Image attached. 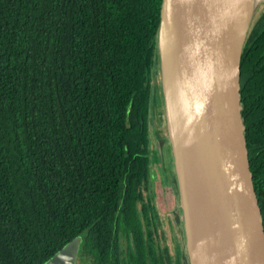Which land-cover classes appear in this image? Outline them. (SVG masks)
<instances>
[{
	"label": "trees",
	"instance_id": "obj_1",
	"mask_svg": "<svg viewBox=\"0 0 264 264\" xmlns=\"http://www.w3.org/2000/svg\"><path fill=\"white\" fill-rule=\"evenodd\" d=\"M161 2L0 0V264H44L77 236V264H174L143 193ZM240 72L264 227V2Z\"/></svg>",
	"mask_w": 264,
	"mask_h": 264
},
{
	"label": "water",
	"instance_id": "obj_2",
	"mask_svg": "<svg viewBox=\"0 0 264 264\" xmlns=\"http://www.w3.org/2000/svg\"><path fill=\"white\" fill-rule=\"evenodd\" d=\"M256 8L248 0L161 2L156 65L187 264H264L240 92ZM81 242L44 264H77Z\"/></svg>",
	"mask_w": 264,
	"mask_h": 264
},
{
	"label": "rangeland",
	"instance_id": "obj_3",
	"mask_svg": "<svg viewBox=\"0 0 264 264\" xmlns=\"http://www.w3.org/2000/svg\"><path fill=\"white\" fill-rule=\"evenodd\" d=\"M262 3L263 1L257 6L255 15ZM152 80V93L156 102V106L153 108L155 116L149 130L153 164L150 169V178L146 187L143 188V193L146 198L151 200L156 224H158V240L161 246L167 249L174 264H187V260L183 257L185 256V247L177 192L169 184L170 172L173 171L172 155L169 143L165 140L167 134L163 109L161 107L160 113L157 106L161 99L159 75L156 74ZM158 145L161 146V153Z\"/></svg>",
	"mask_w": 264,
	"mask_h": 264
},
{
	"label": "bare ground",
	"instance_id": "obj_4",
	"mask_svg": "<svg viewBox=\"0 0 264 264\" xmlns=\"http://www.w3.org/2000/svg\"><path fill=\"white\" fill-rule=\"evenodd\" d=\"M263 0H248V5H249V9L252 10V8L254 9L255 7L258 6V4L260 2H262Z\"/></svg>",
	"mask_w": 264,
	"mask_h": 264
},
{
	"label": "crops",
	"instance_id": "obj_5",
	"mask_svg": "<svg viewBox=\"0 0 264 264\" xmlns=\"http://www.w3.org/2000/svg\"><path fill=\"white\" fill-rule=\"evenodd\" d=\"M173 172V171H172ZM172 172H170V173H172Z\"/></svg>",
	"mask_w": 264,
	"mask_h": 264
},
{
	"label": "flooded vegetation",
	"instance_id": "obj_6",
	"mask_svg": "<svg viewBox=\"0 0 264 264\" xmlns=\"http://www.w3.org/2000/svg\"><path fill=\"white\" fill-rule=\"evenodd\" d=\"M174 174V173H173Z\"/></svg>",
	"mask_w": 264,
	"mask_h": 264
}]
</instances>
